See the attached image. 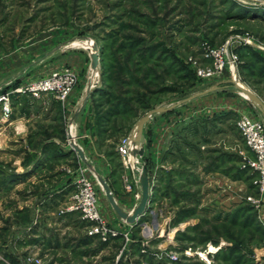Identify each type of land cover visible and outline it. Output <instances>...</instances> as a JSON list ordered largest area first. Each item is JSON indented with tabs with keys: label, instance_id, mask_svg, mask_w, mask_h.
<instances>
[{
	"label": "rangeland",
	"instance_id": "1",
	"mask_svg": "<svg viewBox=\"0 0 264 264\" xmlns=\"http://www.w3.org/2000/svg\"><path fill=\"white\" fill-rule=\"evenodd\" d=\"M89 43L98 48L95 69ZM224 45L225 68L200 76V69L216 68L206 53ZM50 59L56 63L51 69ZM55 72L73 73L75 83L64 101L47 93L62 112L43 136L62 130L56 146L71 145L66 131L73 107L85 104L99 151L101 134L110 140L107 152L116 149L112 166L126 192L134 188L127 171L133 166L126 167L117 146L150 110L172 106L163 116L167 139L176 147L186 130L190 135L180 143L209 155L155 161L146 155L152 147L146 126L136 165L148 168L150 203L130 224L113 210L98 175L75 150L67 151L50 166L71 190L40 220L32 205L38 187L5 182L24 146L6 144L1 127L11 123L20 97L39 98L20 89ZM11 75L26 76L7 82L0 94L10 109L5 117L0 102V264H264L262 177L237 127L243 115L262 124L264 115L235 86L242 83L264 102V0H0V80ZM44 137L27 141L22 165L33 162ZM82 171L104 203L98 206L104 232L91 234L92 224L75 209Z\"/></svg>",
	"mask_w": 264,
	"mask_h": 264
},
{
	"label": "crops",
	"instance_id": "2",
	"mask_svg": "<svg viewBox=\"0 0 264 264\" xmlns=\"http://www.w3.org/2000/svg\"><path fill=\"white\" fill-rule=\"evenodd\" d=\"M55 64L56 63L50 59L47 67H50L51 69ZM32 68H34V70L36 69L35 66ZM18 76L19 75H11L0 80V94L5 88H7L9 83L12 85L16 80L23 79L26 75L22 77ZM58 105V102L50 94H45L39 98H30L27 94L20 97L18 104L15 105L17 106L15 107L16 114L13 116L11 123L4 125L5 121H2L4 123H2L1 135L4 136V142L6 140V144L8 145H10L11 142H14V144L19 143L21 146H24V151L22 153V156H24L26 151L29 152V149H26L25 146L27 141H39L41 136L44 137L43 135L45 132L43 129H45V127L51 129L56 128V124L59 122L58 118H56L57 114L62 112ZM85 106V104L81 103L79 106L73 107V113L70 116L72 125L68 128V131H66L67 138H70L71 136V144L74 141L83 150L84 154H86V159L91 166H88L86 163L85 164L98 176L105 179L106 182H110V184L108 182L107 183L110 186V190L117 203L121 207H133L139 202L138 193H141L138 171L134 168H132V170L131 168L127 169L131 180L134 182V188L132 192H126L123 187L121 176H119L118 171L116 172L115 168L112 166V158L114 156L118 157L117 152L116 155H112V150L116 151V149L111 148V151L107 152V145H104L110 140H104L101 134V151H99L100 145L97 143V135L93 136L94 133L91 134L92 131H88L87 128V108ZM167 112L160 113L161 115L156 113V115H153L151 121L146 125L147 127L145 129V133L147 138L148 132H150V128H152L151 153L149 151L146 155H152L155 161H160L162 157L167 159L170 155H209L208 151L203 152L201 149H197L196 152V148L189 150L190 148L188 149L185 143H180L182 139L184 140L185 135H190V133L186 130L183 132L184 137L182 139L179 137L181 140H178L176 147L174 146L176 142H172L170 137L167 139L169 134L168 129L165 127L166 122L163 117L164 115L166 116ZM60 133L62 134V130L55 131L53 137H44V139L40 140L41 145L36 150L33 162L28 163L27 165H22V161L24 159L22 156L18 157L15 161V164L17 165L16 170L12 173L6 174L7 178L5 179V182H7L8 185L17 184L18 187H21L32 183L38 187V191L40 193L35 196V200L32 201V205L34 208L37 207L38 212H40V220L41 218L43 219V214H46V211L52 210L58 204L59 200L64 199L67 193L71 190V183H67V181L59 182L58 178L61 175L58 171H56V168H52L50 166L52 164H56L64 157H67L65 152L74 151L72 145L62 149L56 146V141ZM54 145L55 149H52V146ZM141 158L142 157L136 158V164L139 163ZM119 167L122 168L120 165ZM146 169L148 168L146 167ZM46 171L48 173H46ZM105 177H107V179ZM7 183H5V185H7ZM102 190L106 197L103 187ZM98 206L101 209L102 207L104 209V203L99 202ZM104 211H106V209ZM40 238L49 240L45 237V235H41Z\"/></svg>",
	"mask_w": 264,
	"mask_h": 264
},
{
	"label": "built area",
	"instance_id": "3",
	"mask_svg": "<svg viewBox=\"0 0 264 264\" xmlns=\"http://www.w3.org/2000/svg\"><path fill=\"white\" fill-rule=\"evenodd\" d=\"M228 54L227 45L222 46L219 49L209 50L206 56L215 60V69H200L198 74L202 77L213 75L212 72L220 73L224 67L225 56ZM235 58V57H234ZM75 83V75L71 72L52 73L51 75L41 78L34 83L28 85L24 89H20L24 93H29L36 97H41L44 94L52 93L55 97L64 101ZM4 100L3 111L4 116L8 117L10 109L8 105V97L0 96V102ZM238 129H240L243 137L246 139L249 147L256 154V169L261 174V180L257 183L261 185V190H264V124L250 119L248 116L243 115L237 123ZM117 151L119 155L124 159L126 167L131 163L130 151L131 146L129 138H125L118 146ZM77 193H76V206L75 209L79 210L82 219L92 224L93 233L104 232L105 225L103 224L101 212L98 207V194L94 183L85 175L82 171L79 173L77 180ZM126 190H132L131 183L126 184Z\"/></svg>",
	"mask_w": 264,
	"mask_h": 264
},
{
	"label": "water",
	"instance_id": "4",
	"mask_svg": "<svg viewBox=\"0 0 264 264\" xmlns=\"http://www.w3.org/2000/svg\"><path fill=\"white\" fill-rule=\"evenodd\" d=\"M88 50L90 51V57H91V67L95 69L98 64V48L95 44L89 43L87 46ZM235 86L243 93L248 99H250L251 103L255 105L264 115V102L249 88L242 85V83L235 82ZM219 87H214L211 90L205 91L201 94H206L212 90H216ZM194 98V97H190ZM172 108L170 107H157L153 110H150L147 112L143 117H141L135 124L134 128L132 129L130 135H129V143L131 146L130 151V161L134 169H137L138 175H139V183L141 188V197L139 202L134 206L132 210H127L122 208L117 201L115 200V197L113 196L110 186L106 182L105 179H102L100 176H98V180L100 181V184L102 185L106 197L112 206L115 213L123 220H125L127 223L133 224L135 223L140 216L144 214V212L147 209L148 204L150 203V194H151V186L149 181L148 172L145 166H142L141 168H138L136 165V158L142 157L144 155L145 149L144 144L146 141V137L144 134V128L146 127V124H148L151 121V118L156 113H164L169 111ZM73 149L79 154L80 158L88 165L91 166L87 159L86 154H84L83 150L75 143L72 142Z\"/></svg>",
	"mask_w": 264,
	"mask_h": 264
},
{
	"label": "bare ground",
	"instance_id": "5",
	"mask_svg": "<svg viewBox=\"0 0 264 264\" xmlns=\"http://www.w3.org/2000/svg\"><path fill=\"white\" fill-rule=\"evenodd\" d=\"M145 213V212H144Z\"/></svg>",
	"mask_w": 264,
	"mask_h": 264
}]
</instances>
